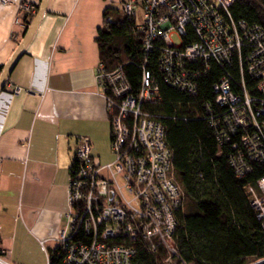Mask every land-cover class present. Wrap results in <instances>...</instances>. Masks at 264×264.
I'll return each mask as SVG.
<instances>
[{"label": "built area", "instance_id": "1", "mask_svg": "<svg viewBox=\"0 0 264 264\" xmlns=\"http://www.w3.org/2000/svg\"><path fill=\"white\" fill-rule=\"evenodd\" d=\"M236 1L123 4L124 14L133 17L143 33L146 58L140 89L133 92L121 69L107 72L99 66L97 81L106 100L115 158L102 165L92 155L91 139L79 138L68 188V225L59 239L65 263L133 264L136 250L128 242L140 239L153 252L164 246L169 253L165 264H186L178 258L173 238L184 193L175 178L164 126L147 109L161 101L160 84L148 67L149 55L158 52L164 81L189 95L197 94L198 80L211 62L225 66L237 61L243 74L245 60L248 73L258 81V96L249 93L243 77L220 78L214 86L216 107L222 111L220 136L235 151L231 161L240 178L253 164L264 163V28L236 20L231 12ZM22 9L31 12L34 6L26 3ZM20 92L13 88L15 95ZM248 192L264 231V176ZM80 233L91 242H77ZM0 263L9 264L1 258ZM249 264H264V257Z\"/></svg>", "mask_w": 264, "mask_h": 264}, {"label": "crops", "instance_id": "2", "mask_svg": "<svg viewBox=\"0 0 264 264\" xmlns=\"http://www.w3.org/2000/svg\"><path fill=\"white\" fill-rule=\"evenodd\" d=\"M127 1L48 0L0 93V258L6 263L50 264L67 230L79 138L91 139L101 162L111 125L97 81L96 38L105 11ZM40 2L0 0V66L23 39L22 6ZM14 87L21 92L15 95Z\"/></svg>", "mask_w": 264, "mask_h": 264}, {"label": "trees", "instance_id": "3", "mask_svg": "<svg viewBox=\"0 0 264 264\" xmlns=\"http://www.w3.org/2000/svg\"><path fill=\"white\" fill-rule=\"evenodd\" d=\"M39 7L37 4L31 12L22 9L23 37ZM122 12L120 7H110L104 13V23L96 38L100 65L107 72L121 69L137 93L146 58L143 33L138 31V22L124 13L123 18ZM231 12L236 20L264 28V0H238L231 6ZM158 56V52L148 56V67L160 84L161 101L147 109L164 126L175 178L184 193L173 234L178 258L186 264H249L263 258L264 231L248 189L257 187L264 176V163L253 164L251 172L241 178L237 175L231 161L235 151L220 136L222 111L216 107L214 93V86L223 75L231 74L237 81L243 77L247 90L255 96L258 81L248 73L245 60L243 74L237 61L225 66L211 62L210 69L198 80L197 94L189 95L164 81ZM4 66H0V76ZM209 108L215 112L211 113ZM76 165L74 159L70 175ZM213 187L232 201V206L246 219L245 231L232 229L235 217L232 221L226 200L217 198L218 192H211ZM75 240L89 243L92 238L80 233ZM128 243L136 250L133 264H165L169 255L164 246L153 252L140 239ZM50 264H67L60 245L51 251Z\"/></svg>", "mask_w": 264, "mask_h": 264}, {"label": "water", "instance_id": "4", "mask_svg": "<svg viewBox=\"0 0 264 264\" xmlns=\"http://www.w3.org/2000/svg\"><path fill=\"white\" fill-rule=\"evenodd\" d=\"M47 3H48V0H41L39 10H38L36 16L34 17L33 21L31 22V24L29 25L28 29L26 30L21 43L17 47L16 51L14 52V54L12 55L10 60L4 66L2 73H1V76H0V93L2 91H4V89L7 85L8 78L11 75V72H12L14 66L16 65V63L19 61V59L21 58V56L25 52L30 40L32 39V37L36 31V29L38 28L39 24L41 23L42 18H43L44 14L46 12V9H47Z\"/></svg>", "mask_w": 264, "mask_h": 264}, {"label": "rangeland", "instance_id": "5", "mask_svg": "<svg viewBox=\"0 0 264 264\" xmlns=\"http://www.w3.org/2000/svg\"><path fill=\"white\" fill-rule=\"evenodd\" d=\"M124 12H122V17L125 18V15L123 14ZM140 23V22H139ZM174 40L178 43L179 40L177 38H174ZM101 147V151H102V154H101V164L102 165H106V164H109V163H112L114 161V154L112 153V149H111V138L109 139L108 143L105 142L104 144H101L100 145ZM211 192L212 193H217L218 192V189L216 187H213L211 189ZM222 194V192H218L216 194V197L219 198V199H224L226 200L227 202V205L230 209V212H229V217H231V220H232V217H235V228H232V225L230 226L232 229H240L242 231H245L244 229L247 228V222H246V219L232 206V201L228 200L227 197L225 196H221L220 194ZM233 221V220H232Z\"/></svg>", "mask_w": 264, "mask_h": 264}]
</instances>
